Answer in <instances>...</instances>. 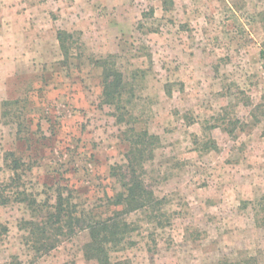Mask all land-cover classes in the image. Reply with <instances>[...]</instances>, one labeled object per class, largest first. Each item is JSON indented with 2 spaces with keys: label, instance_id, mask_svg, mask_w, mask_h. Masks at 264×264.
Segmentation results:
<instances>
[{
  "label": "rangeland",
  "instance_id": "obj_1",
  "mask_svg": "<svg viewBox=\"0 0 264 264\" xmlns=\"http://www.w3.org/2000/svg\"><path fill=\"white\" fill-rule=\"evenodd\" d=\"M58 30L72 34L67 58ZM109 55L121 109L102 99L95 60ZM130 127L155 136L143 178L163 202L127 215L132 243L112 258L264 264V0H0V188L6 151L21 179L4 196L66 186L96 208L119 186L109 171ZM31 218L25 202L0 204V264H85L86 231L43 253L20 229Z\"/></svg>",
  "mask_w": 264,
  "mask_h": 264
},
{
  "label": "trees",
  "instance_id": "obj_2",
  "mask_svg": "<svg viewBox=\"0 0 264 264\" xmlns=\"http://www.w3.org/2000/svg\"><path fill=\"white\" fill-rule=\"evenodd\" d=\"M162 4L165 5L166 0H162ZM70 37L72 34L66 30H58L56 33V39L66 58L69 53L67 39ZM111 59L109 55L102 60H95V64L101 68L103 102L121 109V94L125 90L124 78ZM116 117L121 121L123 113L119 112ZM126 132L128 150L125 153V162L112 165L109 171V177L119 186L117 189L111 187V195L104 192V198L96 208L79 207L66 186L54 189L55 193L49 196L53 202H49V197L44 201H37L24 190L14 192L13 199L25 202L32 213V218L22 219L19 226L25 231L36 251L47 253L58 245L60 238L86 231L89 238L82 248L85 264H128L126 259H113L111 256V252L121 250L132 243L128 236L134 226L126 219L127 215L138 210L152 213L160 207L163 198H158L143 178L144 160L151 157L150 145L155 136L146 130L138 131L133 127L128 128ZM4 162L10 163L7 165L13 171V176L8 184L0 188L2 192L7 187L19 186L21 181L17 172L20 160L12 151L4 153ZM2 192L1 205L13 201L11 196H4ZM256 207L259 211L264 210V194L258 198ZM5 264L23 263L12 255Z\"/></svg>",
  "mask_w": 264,
  "mask_h": 264
}]
</instances>
